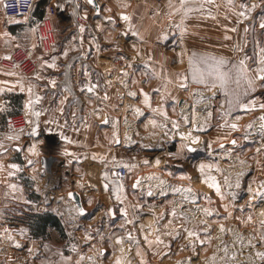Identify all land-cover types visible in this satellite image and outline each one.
Returning <instances> with one entry per match:
<instances>
[{
  "label": "rangeland",
  "instance_id": "rangeland-1",
  "mask_svg": "<svg viewBox=\"0 0 264 264\" xmlns=\"http://www.w3.org/2000/svg\"><path fill=\"white\" fill-rule=\"evenodd\" d=\"M248 1L186 0L187 6L192 11L186 16L182 11H175L176 23H170L168 31L160 28L161 35L150 42L153 47L161 49L165 56L162 60L168 59L176 65L159 72L149 68L144 70L138 68L144 76L143 84L132 85L128 80L129 83L125 87L129 91L134 88L132 90L134 92L153 93L157 92L154 91L155 89H160L165 95L177 97L181 92L180 89L183 88L180 87V78L187 75V88L201 86L212 99V103L204 108L208 115L205 117L206 125L203 128L181 125L179 131L185 134L191 133L188 139L182 140L177 131L175 134L179 140L175 139L166 149V142L162 139L166 138V131L159 127V132H152L150 139L154 140L152 144L158 147L155 150L158 149L162 164L157 165L153 162V168L144 170V164L136 162L134 157L130 158L131 161H135L130 162L131 165L119 164L128 167L130 173L128 183H122L121 189V184L110 171L117 164L102 170L104 174H107V179H95L98 176L99 166L85 161V155L78 158V161L72 160V164H65L71 159L66 157L64 150L55 149L57 144H53V141H48L42 147L34 149L36 161L41 154L57 155L61 158L56 164L55 172L58 174L57 177H62V181L58 182L60 184L53 185V191L45 190V197L60 202L59 207L64 212L63 231H52L48 234L52 241L48 244L51 252L49 257L60 252L72 253L75 258H78V262L83 264H116L117 260L120 264H264L255 255L258 251H264V196L254 195L258 190L264 191V136L260 132V125L264 123L260 117L264 116V110L258 107L259 103H264V88L257 87L255 93L249 92L245 96L243 95L244 82L241 81L239 89L235 83H232L230 87L240 94L241 103H247L255 98L257 107L245 111L236 106L231 114L226 116L228 105L224 93L217 92L213 97L212 91L191 79L190 68V61L203 67L204 61L211 63L212 58L223 57L228 61L225 66V70H228L232 68V65L238 64L239 60L247 57L245 63L248 75L252 76L255 73V70L261 66V57L264 56V52L261 51L264 49V29L259 27L260 20L264 17V3L253 9L247 4ZM175 2V8H179L177 0ZM242 5H247V9ZM242 11L245 12V16L239 15ZM188 18L190 22L186 21ZM245 28L248 29L247 32ZM133 31L121 38V44L130 45L133 42H141L139 37L133 35ZM59 38L61 39V32L55 30L53 43L59 42ZM116 44L118 41L114 42V45ZM51 48L52 46L49 51ZM118 49H112V59L123 63L129 59L130 53L123 49H119L121 50L119 52ZM9 56L10 54H3V60L0 57L2 64H0V76L5 73L8 78L14 76L23 78L33 74L24 75L15 66H4L2 62ZM149 56H151L150 53L147 54V59L150 58ZM171 72L173 75L170 74ZM94 76L98 77V71L94 73ZM157 76H159L158 80ZM166 77L174 79L175 89L165 84L163 80ZM233 79H235V70H233ZM4 87L0 86L2 89ZM96 87L102 90L104 86L100 83ZM110 87L114 91L113 88L116 90L118 85ZM22 103L21 96L13 99L6 88L0 91V106L5 109L0 111L1 141H8L5 139L8 135L3 132L4 130L11 132L8 127L9 119L17 114L23 115ZM118 107L131 111L137 108V102L126 101ZM119 119L123 120L121 117ZM121 120L119 127L114 126V132L123 131L121 134L127 138L128 144L134 141L140 147L145 132L142 117H127L122 122ZM233 123L238 127L231 128L230 125ZM249 124L253 126L249 128ZM147 125L146 129H154L151 124ZM159 133L163 134L156 136ZM245 136L248 138L245 139ZM195 137H199V142L192 145V147L196 145V153L183 149L178 156L169 155V153H177L182 143H189ZM233 139H236L237 143L228 144ZM258 148L259 152H257ZM164 158H167L168 162L163 163ZM194 158L206 165L203 172L197 167L198 165L194 164ZM18 163L21 165L24 163L22 157L19 158ZM34 163L31 165L33 166ZM185 163L188 164L184 166ZM186 168L194 169V171L196 169V174H200L202 179L197 181H203V183L198 185L197 181L190 182L188 174L179 171ZM240 173L243 175H239ZM209 177H214L215 183L220 185L219 194L210 186ZM25 178L23 180L32 192L28 199L38 201L42 197L36 191L37 189L33 191L36 182ZM138 178L140 184L133 188ZM237 179L240 182L238 188L236 187ZM161 181L164 183L161 184ZM105 184L108 185L107 190L104 188ZM54 187L60 194L57 191L54 192ZM249 187L252 189L251 192ZM78 190L83 193L86 203H90L92 212L80 214L76 203L69 197L68 194L71 191ZM149 191L153 195L149 196ZM91 193L97 197H93ZM103 194L111 197L110 202L116 209L115 213L109 214L106 207L103 208L104 203L101 202L100 197ZM117 194L121 196V199L116 198ZM102 208L103 211L99 213L98 210ZM121 209L127 213L126 217ZM173 209L176 211L175 216L172 215ZM205 209L212 215H206ZM15 215L23 218L21 212ZM144 225L146 228H141ZM185 228L198 232L199 239L205 240V244L201 245L198 240L187 237ZM203 229H207V232ZM177 232L179 236L174 238ZM90 233H92V241L87 240ZM54 237H57L56 242H53ZM157 237L163 243H156ZM148 240L153 243L149 245ZM225 247H227V253L224 251ZM101 248L106 250L102 251Z\"/></svg>",
  "mask_w": 264,
  "mask_h": 264
},
{
  "label": "crops",
  "instance_id": "crops-1",
  "mask_svg": "<svg viewBox=\"0 0 264 264\" xmlns=\"http://www.w3.org/2000/svg\"><path fill=\"white\" fill-rule=\"evenodd\" d=\"M51 2H58L68 12L65 16L52 19L56 32L58 30L61 32L60 41L54 42V47L52 45L51 51H46L47 53L36 51L38 67L30 76L23 78L17 76L21 79L15 76L8 78L5 73L0 76V86H5L4 89L8 90L11 98L21 96L22 111L26 121L37 119L32 115V111L40 113L36 137L28 134L34 126L30 124L22 133L15 134L7 130L3 132L6 135L21 136L19 140H3L8 151L7 153L0 152V264H83L79 263L78 258H75L72 253L64 254L59 251V254L49 257L51 252L48 244L52 241L48 234L52 231H63L64 212L59 207L60 202L45 197V190L53 191V185L60 184L58 182L62 181V177H57L58 174L55 172L56 164L60 162L61 158L53 155L56 161L52 166V171L46 172L42 158L47 155L41 154L36 161L35 151H29L32 145H35L36 149L48 141H53V144H57L55 149L64 150L66 157L71 159L65 164H72V160L78 161V158L85 155V161L99 166L98 176L95 179L103 178L102 180H105L102 170H107L110 166L112 168L115 164L127 163L131 165L130 162L136 161L144 164V170L153 168V162L159 157V153L158 149L155 150L158 148L157 145L152 144L154 140L150 139L152 132H159V127L167 124L166 129L161 128L166 131L167 136L162 139L166 142V149H168L175 139L179 140L175 134L177 131L172 128V122H177L179 129L181 125L203 128L206 125L205 117L208 115L204 108L207 104L212 103V99L202 90L201 86L181 88L177 97L170 96V94L165 95L163 91L134 92L133 88L131 92L125 87L129 83L128 80L132 85L143 84L144 76L138 68L140 70L149 68L159 72L162 69H171L176 65L168 59L167 61L162 60L165 56L161 49L150 44L155 37L161 35L160 28L168 31L170 23H176L175 11H173L175 0H97L98 11L88 0H82L81 4L76 3L75 0H46L41 8H39L40 0H37L30 16L20 21L6 18L3 9L4 0H0V57L3 54H10L9 57H11L12 51L17 46L33 44L35 32L32 29L47 14L48 5ZM177 2L180 5V0ZM262 3L264 0H249L247 2L250 6ZM182 13L184 14L183 11ZM121 14H127L130 21H124ZM108 17H111V20L107 19ZM189 19L186 21L190 22ZM129 24L132 25L131 29H129ZM81 25L84 27L83 32L80 31ZM133 30L138 33L137 37H143L141 42H133L130 45L121 44V38ZM115 41H118L117 46L114 45ZM116 48L128 51L129 59L123 63L114 61L111 51ZM119 49L117 51L121 52ZM65 50H67V56L63 55ZM149 53L151 56L147 59ZM52 57H56L55 67L48 66L53 62ZM3 58L1 59L3 60ZM45 61L47 64L44 63ZM183 64L185 66V61ZM96 71H98V77L94 76ZM125 72L128 75H124ZM170 74L173 75L172 72ZM158 79L159 76H157ZM4 81L7 83H3ZM52 81L55 83L53 84ZM163 81L175 89L174 79L166 77ZM100 83L104 86L102 90L96 87ZM116 84L118 88L116 90L113 88L114 91H112L110 86H116ZM21 85L24 91L20 90ZM88 87H93V91L88 92ZM29 88L32 89L31 96L28 92ZM9 89L11 90L9 91ZM129 93L136 95L133 96ZM144 93L148 95L147 103H145ZM37 97L40 98L38 101ZM29 99L34 103L31 110H26L24 105ZM126 101L137 102V108L128 111L118 107L121 103L125 104ZM136 109H140L143 114H138ZM154 109L158 111H153ZM163 112L167 113V119L162 114ZM120 117L123 120L127 117H142L141 121L145 132L140 147L132 140L128 144L127 138L121 134L123 131L121 133L120 130L118 133L117 130L114 132V126L118 125L117 127H119ZM105 120L107 123L104 122ZM151 120L157 122L156 127L146 129L147 124H151ZM180 132L181 130L178 134ZM61 133L68 137V140L62 139ZM117 138L119 143L116 142ZM146 144L151 147H143ZM16 145L20 146L19 151L15 150ZM193 147L197 149L195 145ZM194 152L196 153L197 150ZM21 157L24 161L22 165L18 163ZM131 157L136 160L131 161ZM33 158H35L34 161ZM30 160L35 162L33 166L28 163ZM145 160L149 162L146 164ZM165 162H168L167 158L163 159V163ZM193 162L198 165V168L202 164L201 160H196V158ZM188 163H185L184 166ZM12 164L19 165V168L12 169L10 167ZM110 171L121 185L128 183L130 173L126 181H120L112 170ZM179 171L186 172L190 177V182L202 180L200 174H196V169L194 171V169L186 168V170L180 169ZM10 172H14V175H9ZM24 178L36 182L33 191L37 189L36 191L42 197L38 201L34 202L28 199L32 192L24 182ZM197 182H199L198 185L203 183V181ZM10 185H16L15 189L9 187ZM56 191L57 189L54 190V192ZM78 192L81 194L85 213L90 212V203H86L81 191L78 190ZM58 193L60 194V192ZM92 196L97 197L94 194ZM100 197L101 202L105 204H102L103 208L106 207L109 214L115 213L116 209L110 202L112 201L111 197H106L104 194ZM103 208L98 212L103 211ZM110 209L111 212H109ZM20 212L23 218L15 215ZM45 213L55 216L58 219L59 227H49L45 233L37 234L32 227V221L36 215ZM18 219L22 221L19 222ZM70 226L72 227V225ZM141 228H146V226H141ZM89 235L92 237V233ZM8 236H11L12 239H8ZM56 240L57 237H54L53 242ZM140 249L143 251L142 247ZM101 250L105 251L106 249L101 248Z\"/></svg>",
  "mask_w": 264,
  "mask_h": 264
},
{
  "label": "snow or ice",
  "instance_id": "snow-or-ice-1",
  "mask_svg": "<svg viewBox=\"0 0 264 264\" xmlns=\"http://www.w3.org/2000/svg\"><path fill=\"white\" fill-rule=\"evenodd\" d=\"M88 2L90 4H93L94 0H88ZM230 2H231V0H230ZM256 6L257 5L253 4L252 8L254 9ZM6 7H7V5H5V8ZM56 7H57V9H59L62 6L60 4H57ZM242 7L247 9L248 6L242 5ZM181 10L184 12L185 16L189 12L192 11V9L187 6L186 0H180V7L179 8H175V7L173 8V11H176V12L181 11ZM249 11H250V9H249ZM73 14L75 15V12ZM239 15L245 16V12L242 11L239 13ZM121 18L124 21H130V17L127 14H121ZM107 19L111 20V17H108ZM259 27H260V29H264V17L261 18L260 23H259ZM131 28H132V25L129 24V29H131ZM234 30L235 29H233V31ZM32 31L35 32L36 29L33 28ZM80 31L81 32L84 31L83 25L80 26ZM247 31H248V29L245 28V32H247ZM133 35L138 36V33L133 31ZM165 38H166V36H165ZM139 39L142 40L143 37H139ZM33 47H35V45H33ZM53 47H54V45H53ZM261 51L264 52V49H262ZM63 55L67 56V50H65ZM6 58L11 59V57H6ZM246 59H247V57H245V59L239 60L238 64L232 65V68H230L228 70H225V66L228 64V61L223 57L218 58V59L212 58L211 63H209L208 61H204L203 67L199 66V64H197V63L190 61L191 79L194 82L201 84V85H204L205 88H207L209 91H212L213 97L216 95L217 92H223L224 93V95L226 97V102L228 105V111L225 113V115H230L236 106H238L240 109L245 110V111H250V110H253L257 107V102H256L255 98L249 100L247 103H241L240 102V94L236 90H234L230 87V85L232 83H235L237 89H239L241 86V81H243L244 82L243 95H245V96H247L249 92L255 93L257 90V87L264 88V56H262L261 60H260L261 66L255 70V73L252 76L248 75V68H247V65L245 63ZM55 60H56V57H52L53 62L48 66L49 67H55L56 66ZM44 63L47 64V61H45ZM233 70H235V79H233ZM8 75H13V73H8ZM124 75H128V74L125 72ZM180 79H181L180 87L187 88L188 76L183 75ZM3 83H7V81H4ZM52 83L54 84L55 82L52 81ZM10 90L11 89H9V91ZM20 90L24 91V88L22 85H21ZM87 90H88V92H92L93 87H88ZM213 90H215V91H213ZM0 91H4V89L0 88ZM154 91L159 92L160 89H155ZM28 92H29V95L31 96L32 89L29 88ZM129 94L133 95V96L136 95L135 93H129ZM144 96H145V103H147L148 102L147 93H144ZM105 98H107V97H105ZM201 98H203V97H201ZM39 99H40L39 97L36 98L37 101ZM33 103H34V101L29 99L24 105L25 109L31 110ZM258 107L260 109L264 110V103H259ZM4 110L5 109L2 106H0V111H4ZM153 111H158V110L154 109ZM136 112L140 115L143 114L140 112V109H136ZM162 114L164 115L165 119H167V113L163 112ZM32 115L34 117H36L37 119L35 121H33V120H27L26 121V123H28L30 125H34L28 134L32 137H36L38 135L37 129L39 127L38 118L40 116V113L36 112V111H32ZM209 116H211L210 112H209ZM260 119L262 121H264V116H261ZM104 122L107 123V120H105ZM46 123H49V122H46ZM150 123L153 127H156L157 122L155 120H151ZM252 126L253 125H251V124L248 125L249 128H251ZM11 127H12L11 122H9V128H11ZM161 127L166 129L168 126H167V124H163V125H161ZM230 127L235 129L238 127V125L233 123L230 125ZM172 128L176 131H179V124L177 122L173 121L172 122ZM22 131L23 130L21 129V132ZM49 131H51V129H49ZM260 132H261L262 136H264V123H262L260 125ZM60 135H61L62 139L68 140V137L64 136L63 133H61ZM179 135H180L182 140H186V139H188V137L191 136V133L185 134L183 132H180ZM247 138L248 137L245 136V139H247ZM5 139L8 141L19 140L20 136L19 135H8L5 137ZM69 142H71V141H69ZM116 142L119 143L118 138H117ZM198 142H199V137H195V138L191 139V141L189 143H182L180 145V148L178 149L177 153H169V155L170 156H178L183 149H187L188 151L194 152V151H196V148L192 147V145L197 144ZM231 143L233 145H235L237 143V141L232 140ZM143 147L148 148V147H151V145L146 144V145H143ZM221 147H223V145H221ZM34 149H35V145H32L29 148V151H33ZM15 150L19 151L20 146L16 145ZM7 151H8V149L5 147L4 142L0 141V152L7 153ZM259 151H260V149L258 148L257 152H259ZM148 162L149 161H147V160L144 161V163H146V164ZM160 162H161L160 158L157 157L155 160V163L157 165H159ZM28 163L32 164L33 162L30 160V161H28ZM241 163H243V161H241ZM10 167L12 169H18L19 165L12 164V165H10ZM205 167H206V165L201 164L199 166L200 171L203 172ZM9 175H14V172H10ZM239 175L242 176L243 173H240ZM105 178L107 179V174H105ZM208 180L211 181L210 186L215 188L216 192L219 194L220 193V185L218 183H215L214 177H209ZM226 180H227V178H226ZM163 183L164 182L161 181V184H163ZM139 184H140V180L138 178L136 184L133 185V188L138 187ZM239 186H240V182H239V179H237L236 187L238 188ZM9 187L15 189L16 185H10ZM122 187L123 186L121 185L120 188L122 189ZM104 188H105V190H107L108 185L105 184ZM174 190H178V189H174ZM249 191L250 192L252 191L251 187H249ZM68 195L72 196L73 193H69ZM148 195L151 196V195H153V193L151 191H149ZM254 195L264 196V191L258 190L257 192L254 193ZM233 197H235V193H233ZM116 198L119 200V199H121V196L119 194H117ZM204 211H205L206 215H209V216L212 215V213L210 211H208L207 209H205ZM79 212H80V214H83L85 212V209L81 207V208H79ZM109 212H111V209L109 210ZM121 212L124 214L125 217L127 216V213L123 209H121ZM172 215L173 216L176 215L175 209L172 210ZM202 223H206V222L202 221ZM221 230L223 231V226H221ZM184 231L187 233V237H191V238H194L195 240H198L201 245L205 244V240L199 239V233L198 232L193 231L191 229H187V228H185ZM203 231L207 232V229H203ZM178 236H179V232L176 233V237H174V238H177ZM8 239L11 240L12 237L8 236ZM87 239H91V236L89 235L87 237ZM146 239H147V237H146ZM118 242H119V238H118ZM147 242L149 245H151L153 243V241H151V240H148ZM155 242L158 244L163 243V241H161L159 237L156 238ZM250 246H251V243H250ZM17 247H19L18 244H17ZM224 251H225V253H227V247H225ZM255 255L257 258H259L260 261L264 262V251H258L255 253ZM116 264H120V261L117 260Z\"/></svg>",
  "mask_w": 264,
  "mask_h": 264
},
{
  "label": "built area",
  "instance_id": "built-area-1",
  "mask_svg": "<svg viewBox=\"0 0 264 264\" xmlns=\"http://www.w3.org/2000/svg\"><path fill=\"white\" fill-rule=\"evenodd\" d=\"M36 2L37 0H4L3 9L5 16L10 20H25L30 16ZM75 2L81 4L82 0H75ZM57 4L59 3L51 2L48 5L47 14L35 25L36 31L34 33L33 44L31 46H17L11 53V59H5L2 62L4 66H15L24 75H30L37 69L38 60L35 57L36 51H49L53 43L55 27L52 19H58L68 14L64 7L57 9ZM5 5H7L6 8ZM9 122L12 125L9 128L11 132H21V129L25 131L28 128L26 118L22 114L12 116L8 121V127ZM112 172L120 181H126L129 175V169L124 165L113 167Z\"/></svg>",
  "mask_w": 264,
  "mask_h": 264
},
{
  "label": "trees",
  "instance_id": "trees-1",
  "mask_svg": "<svg viewBox=\"0 0 264 264\" xmlns=\"http://www.w3.org/2000/svg\"><path fill=\"white\" fill-rule=\"evenodd\" d=\"M45 3L46 0H40L39 8ZM32 227L37 234L45 233L49 227H59L58 219L49 213L38 214L32 221Z\"/></svg>",
  "mask_w": 264,
  "mask_h": 264
},
{
  "label": "water",
  "instance_id": "water-1",
  "mask_svg": "<svg viewBox=\"0 0 264 264\" xmlns=\"http://www.w3.org/2000/svg\"><path fill=\"white\" fill-rule=\"evenodd\" d=\"M97 11L99 10V5H98V2L97 0H94V3L91 4ZM233 140H236V139H233ZM237 141V140H236ZM228 144H232L231 142L228 143ZM233 145V144H232ZM56 161V158L53 157V156H45L42 158V164H43V167L51 172L52 171V166L54 164V162ZM70 193H73L72 196H69L77 205L78 209L79 208H84L83 206V202H82V197H81V194L78 192V191H71ZM85 209V208H84ZM86 212V210H85ZM84 212V213H85Z\"/></svg>",
  "mask_w": 264,
  "mask_h": 264
},
{
  "label": "bare ground",
  "instance_id": "bare-ground-1",
  "mask_svg": "<svg viewBox=\"0 0 264 264\" xmlns=\"http://www.w3.org/2000/svg\"><path fill=\"white\" fill-rule=\"evenodd\" d=\"M196 146V145H195Z\"/></svg>",
  "mask_w": 264,
  "mask_h": 264
}]
</instances>
